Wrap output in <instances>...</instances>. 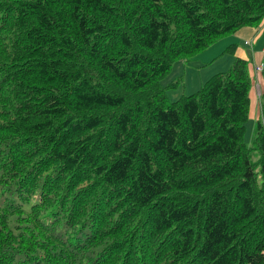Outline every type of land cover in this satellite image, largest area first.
Returning <instances> with one entry per match:
<instances>
[{
  "label": "trees",
  "instance_id": "1",
  "mask_svg": "<svg viewBox=\"0 0 264 264\" xmlns=\"http://www.w3.org/2000/svg\"><path fill=\"white\" fill-rule=\"evenodd\" d=\"M263 18L264 0H0V264H264V89L247 144L245 59L175 101L160 83Z\"/></svg>",
  "mask_w": 264,
  "mask_h": 264
},
{
  "label": "crops",
  "instance_id": "2",
  "mask_svg": "<svg viewBox=\"0 0 264 264\" xmlns=\"http://www.w3.org/2000/svg\"><path fill=\"white\" fill-rule=\"evenodd\" d=\"M247 41H251V44H248ZM229 45H233L232 49L223 52ZM207 48V50L203 51V54L198 53V61L203 63L208 59V61H210V59L213 61L221 52L222 56H219L218 59L221 57L225 58L224 61H221L218 65H216L214 69L223 66H230L236 57L245 59L247 61V67L252 79V87L250 91L251 106L254 109V91L257 92L255 85H259L260 91L264 89V70L261 72H255L254 70L256 64L264 62V24L262 26L258 25L241 27L234 33L216 40ZM213 54H216V56L209 58ZM213 63L215 62H212V64ZM255 109L253 110V114L254 118H257V116L260 114V105L258 103Z\"/></svg>",
  "mask_w": 264,
  "mask_h": 264
},
{
  "label": "rangeland",
  "instance_id": "3",
  "mask_svg": "<svg viewBox=\"0 0 264 264\" xmlns=\"http://www.w3.org/2000/svg\"><path fill=\"white\" fill-rule=\"evenodd\" d=\"M222 38V37H221ZM220 39V38H219ZM204 49L203 51L207 50ZM203 51L200 54H203ZM222 53V52H221ZM219 54L213 61L206 60L203 62L198 61L199 56L195 55L189 59H179L175 61L169 72L165 77L160 81L161 85L165 87V94L170 101H175L180 98L182 95H188L190 93L196 92L206 79H208L213 74L227 70L230 66H223L217 69H214L221 61H224L225 58H219L222 54ZM216 54L211 55L209 58H213ZM218 59V60H217ZM212 62H215L212 64ZM200 65V66H199ZM256 89L259 88V85H255ZM254 91V90H253ZM254 102L255 108L257 103L259 104L260 99L256 91H254ZM254 108V109H255ZM249 113L248 121L246 122V132L244 135L245 142L250 144L254 137V127L256 119L254 118L253 110ZM256 110V109H255Z\"/></svg>",
  "mask_w": 264,
  "mask_h": 264
},
{
  "label": "built area",
  "instance_id": "4",
  "mask_svg": "<svg viewBox=\"0 0 264 264\" xmlns=\"http://www.w3.org/2000/svg\"><path fill=\"white\" fill-rule=\"evenodd\" d=\"M263 23H264V18L262 19L260 25H262ZM247 43L248 44H251V41H247ZM254 70H255V72H261V71H263L264 70V63L261 62L259 64H256L255 67H254ZM260 92H261L260 89L257 88L258 95H260Z\"/></svg>",
  "mask_w": 264,
  "mask_h": 264
}]
</instances>
